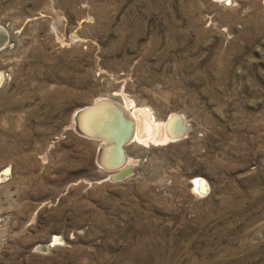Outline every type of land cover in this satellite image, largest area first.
Masks as SVG:
<instances>
[{
    "label": "rangeland",
    "instance_id": "374dc122",
    "mask_svg": "<svg viewBox=\"0 0 264 264\" xmlns=\"http://www.w3.org/2000/svg\"><path fill=\"white\" fill-rule=\"evenodd\" d=\"M3 34L0 264H264V0H0ZM98 98L185 135L104 168Z\"/></svg>",
    "mask_w": 264,
    "mask_h": 264
},
{
    "label": "bare ground",
    "instance_id": "6f19581e",
    "mask_svg": "<svg viewBox=\"0 0 264 264\" xmlns=\"http://www.w3.org/2000/svg\"><path fill=\"white\" fill-rule=\"evenodd\" d=\"M5 42L4 36L1 39L0 44L3 45ZM1 78L2 76L0 74V80ZM99 99L100 100L95 101L92 105L79 110L75 117L80 120L77 124L79 130L84 133L101 136V139H99L102 140L100 161L106 163V165L112 166L120 159L117 142L124 131L122 130L123 124L119 116V114H121L120 110L122 109V106L120 107L118 104H115L110 100H106L105 98ZM125 107L129 113L126 115L123 111L125 117L133 123L132 135L129 140L138 139L140 141H145L147 138H152L153 140L156 138H158V140H170L183 135L185 132V123H183L182 118L180 119L175 115L171 116L165 123H160L159 125L156 123L158 130V132H156L153 129L155 121L151 119V116L146 109L137 108L131 103H125ZM129 169L130 166H126L125 168L122 166V168L118 169L114 175L121 177L123 172L129 171ZM206 183L207 181L199 176L194 177L191 181L192 188L197 193H203L207 190Z\"/></svg>",
    "mask_w": 264,
    "mask_h": 264
},
{
    "label": "water",
    "instance_id": "95a60500",
    "mask_svg": "<svg viewBox=\"0 0 264 264\" xmlns=\"http://www.w3.org/2000/svg\"><path fill=\"white\" fill-rule=\"evenodd\" d=\"M4 35V34H3ZM5 36V35H4ZM2 38H0V40H1ZM5 44V43H4ZM3 44V45H4ZM1 45L2 44H0V47H1ZM2 45V46H3ZM104 99V98H103ZM97 100H100L99 98L97 99ZM96 100V101H97ZM102 100V99H101ZM120 108V107H119ZM121 109V108H120ZM120 112H121V114H119V116H120V118H121V121H122V130H124L123 131V133H122V135L120 136V138L118 139V142H117V144H118V147H119V152H120V159L116 162V163H114L112 166L111 165H106V163H103V162H101L100 161V159L98 158V160H99V162H100V164H102L103 165V167L104 168H107V169H110V170H112V169H116L117 168V166L119 167L124 161H125V155H124V153H123V145L124 144H126L127 142H129L130 140V138H131V135H132V130H133V127H132V125H133V123H132V121H130L129 119H127L126 117H125V114H124V112H123V110L121 109L120 110ZM74 122L76 123V118L74 119ZM74 129L80 134V135H82V136H85V137H88V138H94V139H101V136L100 135H96V134H88V133H84V132H82L81 130H79L78 129V127L76 126V124L74 125ZM182 136V135H181ZM181 136H179V137H181ZM179 137H176V138H179ZM176 138H174V139H176ZM116 165V166H115ZM114 166V167H113ZM127 172H129V171H126V172H123V174L122 175H124V174H126ZM44 247L42 246V249H43Z\"/></svg>",
    "mask_w": 264,
    "mask_h": 264
},
{
    "label": "snow or ice",
    "instance_id": "6c2138e0",
    "mask_svg": "<svg viewBox=\"0 0 264 264\" xmlns=\"http://www.w3.org/2000/svg\"><path fill=\"white\" fill-rule=\"evenodd\" d=\"M198 183H202V182H198Z\"/></svg>",
    "mask_w": 264,
    "mask_h": 264
}]
</instances>
